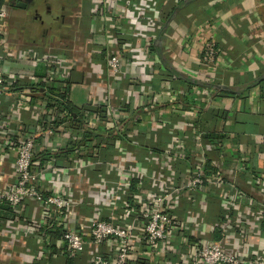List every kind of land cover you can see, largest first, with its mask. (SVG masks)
I'll use <instances>...</instances> for the list:
<instances>
[{"label":"crops","instance_id":"crops-1","mask_svg":"<svg viewBox=\"0 0 264 264\" xmlns=\"http://www.w3.org/2000/svg\"><path fill=\"white\" fill-rule=\"evenodd\" d=\"M153 3L160 21L153 37L126 34L118 43L111 39L113 23L92 15L93 0H0L7 7L0 71L15 82L0 98V192L16 179V145L36 135L32 171L39 190L72 200L66 227L86 242L84 251L66 253L59 237L51 238L39 225L47 220L39 203L26 199L15 217L0 221V264H90L95 250L110 255L109 242L92 244L89 223L98 208L104 220L128 215L131 190L117 187L124 164L141 172V185L132 188L136 196L166 190L167 211L175 220V238L162 243L159 254L150 252L148 264H196L191 242L220 238L218 223L227 221L237 225L227 248L246 255L264 248V0ZM174 7L164 17V10ZM116 8L121 10L119 2ZM113 22L127 32L137 19L132 13ZM210 38L217 50L212 81L198 59ZM125 43V77L114 80L106 49ZM51 57L70 62L72 69L56 84L61 96L45 100L39 88L53 76ZM134 57L145 63L132 65ZM168 70L188 83L170 77ZM29 86L36 90L24 99ZM174 142L181 144L182 155L169 165L164 151ZM201 164L221 171V181L208 178L195 190L184 188ZM110 190L116 201L109 209L105 194ZM132 220L138 228L139 219ZM49 228L57 230L56 223ZM20 230L27 234L18 236L15 247L9 235ZM135 244L134 254L141 253Z\"/></svg>","mask_w":264,"mask_h":264},{"label":"built area","instance_id":"built-area-1","mask_svg":"<svg viewBox=\"0 0 264 264\" xmlns=\"http://www.w3.org/2000/svg\"><path fill=\"white\" fill-rule=\"evenodd\" d=\"M155 0H93V10H91L92 15L110 19L106 22L113 23L112 40L124 41L126 34L127 36H138L142 35L145 38L153 37L160 26V21L154 8ZM119 2L121 10L114 9V5ZM163 2V1H162ZM132 13L135 14L137 22H133L130 28H127V32L123 30V27L119 26L113 22L116 17L122 16L127 17ZM7 16L6 5H0V33L2 31L3 20ZM107 23L108 29L111 26ZM125 28V27H124ZM110 30V29H109ZM149 40V39H148ZM127 45L126 43L122 46H112L106 49L107 52V70L111 74L114 80L123 79L124 73L122 70V52L123 47ZM216 55L217 50L215 42L210 38L204 42L202 46L201 54L199 55L200 64L207 69L208 75L212 81V74L216 66ZM54 65L53 76L49 79H44V83L50 82L52 80H62L70 69H72V64L70 62H65L62 58H52L49 61ZM132 65H143L144 59L141 57H134L130 60ZM14 77L9 79V76L4 75L0 71V98L10 93L13 84L15 83ZM28 88L24 89L22 92L25 93L24 99H27L28 93L31 95L35 91ZM44 90V89H43ZM212 88H206L205 92L210 93ZM38 94H42L41 91ZM155 96H159L156 94ZM110 99V98H109ZM171 101L176 102L178 98L175 91L171 94ZM112 110L115 106L109 104ZM120 109V108H117ZM67 114L63 113V117ZM4 121V120H3ZM5 123V121H4ZM6 124V123H5ZM52 132L51 129H48ZM4 135V129L2 134ZM12 144L15 143L12 142ZM178 148L175 152H171L173 146ZM36 148V135H26L19 143L16 145V158H15V174L16 179L13 184L8 186L5 190L0 192V201L7 202L13 209L15 213L21 207V204L26 199L36 200L40 208L42 209V214L47 218V220L40 226H43L46 230L52 227L56 223L57 229L60 230L61 235L59 236V242L62 248L65 249L66 253L74 254L85 250L86 242L83 240L80 233L75 230H71L66 227V216L67 213L72 210L73 202L64 194L53 193L43 196L38 187V176L32 171V161L35 156ZM164 159L170 165L171 162L176 160V157L181 156L182 146L180 143H171L169 148L164 151ZM180 154V155H179ZM120 176L119 178L123 180L117 183L118 188L131 190L132 200L125 203V209H127L128 215H121V217L110 216L106 220L98 217L101 213V209L98 208L97 212L92 215L90 220V237L91 242L96 247L103 242H109L114 250L110 255L94 251L91 253L90 264H138L139 262H148L147 259L150 252L159 254L163 251L161 247L162 243L169 244L173 241L176 236L174 230L175 220L172 215L167 211L166 199L168 198V193L165 191H149L147 193H141L142 195L136 196L132 188H137L141 185V182L137 183V179L141 176V172L136 165L129 167L125 164L119 168ZM191 173V178L187 179L184 184V188L195 190L202 185L204 180L211 179L214 182L221 181L223 174L219 170H212L206 168L205 165L201 164L195 167ZM162 178V177H161ZM161 180V179H160ZM133 181L137 183L133 185ZM140 194V192H138ZM134 195V196H133ZM145 195L143 198L142 196ZM106 205L110 209L115 207V193L113 190L108 191L105 194ZM127 203H129L127 205ZM75 208V206H74ZM104 211V209H103ZM131 216V217H130ZM130 217V218H129ZM129 218V219H128ZM132 218L139 219L138 228L134 225L135 220ZM53 222V225L48 220ZM227 220L231 221L227 217ZM236 222H241V218H237ZM237 227L236 224H229L220 222L218 223V228L220 230V238L214 240H203L196 238L193 240L191 255L195 259L196 264H264V248L259 250H252L246 255V252L234 251L227 248L226 241H228L231 230ZM255 235L259 236L261 227L260 222H257ZM262 229H264V224ZM41 235L39 241H44L43 232L37 230ZM137 231V232H136ZM243 234V230L240 231ZM27 234V231H21L11 233L12 241L16 247L17 242L21 239L18 236ZM51 237V236H50ZM51 239V238H50ZM136 242L140 244L143 251L138 254H134L137 250ZM247 256V257H246ZM249 256V257H248ZM246 258V259H245ZM247 260V261H246Z\"/></svg>","mask_w":264,"mask_h":264},{"label":"trees","instance_id":"trees-1","mask_svg":"<svg viewBox=\"0 0 264 264\" xmlns=\"http://www.w3.org/2000/svg\"><path fill=\"white\" fill-rule=\"evenodd\" d=\"M174 11H175V7L170 11V13H166L165 10H164V17H166V18L170 17L171 14ZM169 73L171 75L170 77H172L174 79L177 78L181 82L188 83L187 81H184L183 79H179L178 77H175L174 76L175 74L172 71H169ZM59 81H61V80H59V79L58 80H55V81L52 80L51 83L49 82L48 84L42 85V87L39 88V90H43L44 89L43 99L48 100L50 96H61L60 93H59V90L56 89L57 88L56 87L57 86L56 84ZM259 82H261V81H259ZM30 88L36 90L34 87H30ZM65 119H67V120H73V117L68 114L67 116H65ZM206 168H208V167H206ZM13 217H15V213L13 212L12 207L7 202L0 201V221H9ZM49 229L50 228L46 229L45 230L46 231L45 233L49 234L51 236V238H58L61 235V232H60L59 229H57L55 231H52L51 229L50 230ZM138 264H148V263L145 262V261H143V262H139Z\"/></svg>","mask_w":264,"mask_h":264},{"label":"water","instance_id":"water-1","mask_svg":"<svg viewBox=\"0 0 264 264\" xmlns=\"http://www.w3.org/2000/svg\"><path fill=\"white\" fill-rule=\"evenodd\" d=\"M24 5H25L24 3H20V2H19V3H17V6L24 7Z\"/></svg>","mask_w":264,"mask_h":264}]
</instances>
